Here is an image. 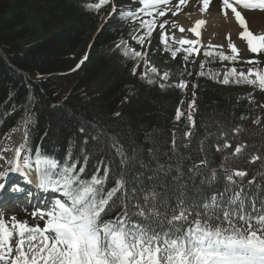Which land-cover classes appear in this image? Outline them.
Here are the masks:
<instances>
[{
	"label": "trees",
	"instance_id": "obj_1",
	"mask_svg": "<svg viewBox=\"0 0 264 264\" xmlns=\"http://www.w3.org/2000/svg\"><path fill=\"white\" fill-rule=\"evenodd\" d=\"M100 17L96 10L69 0H0V125L9 121V132L24 120L23 151L28 157L39 149L42 156L63 164L69 151L75 160L86 147L92 158L84 179L104 176L107 168L105 191L123 173L130 194L132 188L155 190L164 201L198 195L203 177L188 169L204 154L214 161L212 166L219 164L221 154L215 148L221 132L229 134L233 147V137L247 145L249 160L251 155L264 157V115L254 123L250 104L234 98L232 76L221 86L208 78L217 56L206 57L204 51L203 68L200 64L183 78L187 88L181 91L152 75L143 77L144 58L124 54L131 46L145 49L151 41L138 18L126 17L120 29L102 26L85 57ZM133 36H144L143 45ZM157 46L167 56L176 50L169 44L166 50L161 39ZM185 56L176 52L192 64L193 53L187 60ZM258 97L264 102V91L259 89ZM177 109L182 113L179 120ZM237 126L243 131L233 132ZM117 148L126 162L121 163ZM79 166H84L82 159ZM243 166L253 174L264 173L262 160Z\"/></svg>",
	"mask_w": 264,
	"mask_h": 264
},
{
	"label": "snow or ice",
	"instance_id": "obj_2",
	"mask_svg": "<svg viewBox=\"0 0 264 264\" xmlns=\"http://www.w3.org/2000/svg\"><path fill=\"white\" fill-rule=\"evenodd\" d=\"M169 2L139 0L141 8L136 12L121 11V16L138 18L137 13H143L152 17L154 12L164 16L170 10L167 7ZM200 2V11L204 13L210 0ZM106 3L108 0H99V3L86 7L99 9ZM186 3L187 0H178L177 11L172 12V15L176 16L180 6ZM161 6H164V10H159ZM237 6L248 10H264V0H222L221 9L226 18V10H231L243 29L239 35L246 41L248 50L264 53V33H252ZM205 24L206 21L197 20L188 31L199 36V30ZM155 27V17L141 21V28L147 29L146 35L150 36ZM159 27L163 29L164 23ZM179 31L184 32L185 29L179 27ZM133 39L143 45L145 37L133 36ZM171 39L180 45L198 43L183 38L176 41L174 35ZM161 43L168 50L166 33H162ZM228 47L232 56L213 51H205L204 55L218 54L222 61L236 60L239 50L231 42ZM177 51L180 49L172 51L173 58ZM184 51L191 54L195 49ZM129 53L133 57L145 55L126 48L124 54ZM187 58L186 55L185 60ZM203 66L204 62H201ZM150 71L157 70L152 67ZM230 75L239 77L237 83L256 85L264 91V73L251 68L247 74L236 73L233 68L224 74L222 83L228 84ZM253 75L255 79H250ZM167 76L166 72L163 78ZM177 86L181 89L186 87L183 81ZM192 107L190 103V122ZM181 115L177 109V120ZM241 131L243 129L240 126L233 129L235 133ZM232 139L236 140L234 147L227 132L219 134L215 148L216 153L221 154L219 164L212 166L214 161L204 154L199 163L193 162L188 169L196 176L203 177L197 196L190 198L178 195L175 201H164L155 190L132 188L130 194L123 173L116 179L115 186L105 191L103 185L109 176L107 168L104 169V176L93 174L90 179H84L83 174L92 158L86 147L81 149L75 160L69 151L68 159L63 164L54 158L42 156L39 149L34 161L25 156L21 163V153L27 143L25 132L24 143L13 149L14 158L5 160L8 167L0 171V189L5 188L10 173L28 169L36 173L38 187L60 192L63 199L54 198L50 208L37 209L32 213L33 219L44 221L43 227L39 224L29 225L15 216L6 219L0 214V264H264V173L253 174L243 166L257 160L264 161V157L251 155L249 160L248 146L235 137ZM8 150L5 148L0 151ZM117 152L121 155V163L126 162L128 158L122 149L117 148ZM200 152L204 153L203 146ZM3 159L0 155V160ZM81 159L84 166H79ZM99 171L100 168H97L96 172ZM122 191L123 195H118Z\"/></svg>",
	"mask_w": 264,
	"mask_h": 264
},
{
	"label": "rangeland",
	"instance_id": "obj_3",
	"mask_svg": "<svg viewBox=\"0 0 264 264\" xmlns=\"http://www.w3.org/2000/svg\"><path fill=\"white\" fill-rule=\"evenodd\" d=\"M74 1L82 5L99 3V0H74ZM131 1L130 0H112L111 2V0H108V3L100 7V8H104V7L107 8V10L105 11V15L103 17V22L106 25H109L110 23H112L113 21L112 19L115 17V13H117L118 11H125V8L135 5ZM171 1H174V0H170L169 4L167 5L168 8L171 4H174ZM135 2L138 4L139 0H135ZM187 2H192L195 9L193 8L190 11H186L185 6L182 5L180 6V10L178 12V15L176 16H173L171 13H168V11L166 12L164 16H158L154 12L152 18L155 17L156 21L158 22V25H160L161 23H164V28L161 29L158 26L157 28H154L153 32H154V35H160L161 33L160 30L161 31L165 30V33L167 34V40L172 46L179 48V49L182 48L181 50L189 49V48L195 49L196 50V53H195L196 57L194 59L195 63L191 66H187L180 59H176L175 61H173L172 59H169L164 56H157L156 54H154V52H151V51L146 52L145 68H144L145 76H148L149 74L153 73V75L156 78L160 80H164L165 84L180 88L177 85H179L180 82L182 81V77L186 75H192V73L198 68L201 62V53H200L201 51L209 50V51H213L214 53L223 52L226 56H232L233 53L228 47L229 42L234 44L236 48L239 50L238 58H237L239 65L234 68L236 70V73L243 72L247 74L249 68H252V65L257 63L256 61H260V59H262V57H259L257 53H252L248 50L246 41L241 39L239 35L240 32L243 31V29L238 25L237 21L236 22L234 21L233 18L226 19V20L228 21L230 20L232 23H234L235 27L227 28L224 35L219 34L218 36L211 37V34H209L210 28L209 30L208 28H206L202 32V34L199 36L195 35L194 33L188 30H185L184 32L179 31V27H183L184 29H186L185 25L182 26V24L184 23H186V25L188 26L195 25L193 23H187L188 22L187 18L188 17L190 18L194 14V10H196V8H197L196 13L197 14H199V12L201 13L200 8L202 7V4L200 0H187ZM177 3H178V0H177ZM113 6H115V9H116L115 12H113V9H112ZM169 9H170L169 12H175L177 11V5L171 6ZM216 9L213 12L214 13L216 12L215 13L216 15L219 14L218 15L219 17L220 14L222 13L221 0L219 1ZM159 10H164V6H161ZM237 10H239L242 13L243 17L245 18L247 22L248 29L252 33L254 34L264 33V12L262 13H255L252 11L245 12L244 8H238V7H237ZM210 11H211V8L208 7L205 13L207 14ZM226 11L231 13V10L229 11V9ZM231 19H233V21ZM173 35L175 36L176 41H179L180 39L183 38L187 40L198 41V43L195 45H180L178 43H175L171 39ZM210 45L211 46L222 45L223 47L211 48L209 47ZM149 47L151 48L152 46L150 45ZM248 61H253V63H247ZM226 62H227L226 60L221 61V63L218 66V69H214L209 72L208 76L211 78L213 82H215L218 85H223L222 81L224 79V74L227 73V70L224 67L226 65ZM152 67H155L157 71L151 72L150 69ZM258 67L261 70H264V61L260 62V65ZM166 72L168 73V76L166 79H164L163 76H164V73ZM234 77L239 79L238 76H234ZM249 78L255 79V76L253 75V76H250ZM257 88L258 87L256 85H250L245 82H240L237 84V87L234 91L235 99H244L246 103H249L251 105L250 113L254 121L257 120V118L260 116L261 111H263L264 113V103L258 100ZM184 89L185 88H183L182 90ZM17 132L18 131L11 134L9 138L0 139V150H3L5 148L9 149L8 151H0V155L4 157L3 160H0V169L3 166H7L5 165V160L9 157L11 149L15 145V140L17 138ZM1 133H2V130H0V136H1ZM33 182H35V180ZM57 196H55V192H52V195L47 198L48 200L45 203L40 202L36 208H31V209H28L29 207H27L26 203L24 205V202H26V199L20 196L16 199L18 203L15 206L9 208L8 210H4L3 212L0 208L1 210L0 214H2L5 218L15 216L17 220L27 221L29 225L39 224L40 227H43L44 221L38 218L33 219L32 213L36 211L37 209L47 210L48 208H50L52 206L54 198H58Z\"/></svg>",
	"mask_w": 264,
	"mask_h": 264
},
{
	"label": "bare ground",
	"instance_id": "obj_4",
	"mask_svg": "<svg viewBox=\"0 0 264 264\" xmlns=\"http://www.w3.org/2000/svg\"><path fill=\"white\" fill-rule=\"evenodd\" d=\"M210 1H211V4H210L211 11L208 12V16H207V14L205 15V16H207L206 19H199L201 13L199 12V14H197L196 13L197 8H196V10H194V14L193 15L191 14L192 16L190 15L191 17L190 18L189 17L187 18L188 19V22L187 23H193V24H195V22L197 20H204V21H206V24L199 30L200 31V35L202 34V32L206 28H208V30L210 28L209 34H211V37L218 36L219 34L224 35V33H225V31H226L227 28L235 27L234 26V23H232L230 20L228 21L226 19H230V18H233L234 19L235 17L230 12H227V18L225 16H222L221 14L218 17V15H219L218 13L219 12L217 13L218 15H216L215 14L216 12L214 13L213 11H215V9H216V7H217V5H218V3H219L220 0H210ZM184 6H185V10L186 11H190V10H192L194 8V5H193L192 2H187L186 5H184ZM229 11H230V9H229ZM233 19H231V20L233 21ZM234 21H235V19H234ZM183 25H185V27H186L185 30H188V29H190V28L193 27V25L192 26L191 25L188 26V25H186V23L182 24V26ZM32 181H34V179ZM32 201H34V199H30L29 200V203L32 202Z\"/></svg>",
	"mask_w": 264,
	"mask_h": 264
}]
</instances>
